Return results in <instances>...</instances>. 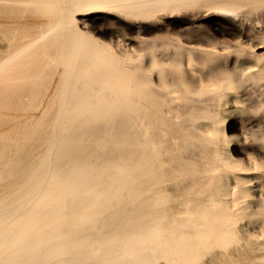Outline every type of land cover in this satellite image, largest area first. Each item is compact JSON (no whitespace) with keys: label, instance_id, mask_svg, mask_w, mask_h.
Here are the masks:
<instances>
[{"label":"bare ground","instance_id":"6f19581e","mask_svg":"<svg viewBox=\"0 0 264 264\" xmlns=\"http://www.w3.org/2000/svg\"><path fill=\"white\" fill-rule=\"evenodd\" d=\"M190 10L264 0H0V264H264V162L238 160L226 127L228 95L264 67L214 71L217 51L168 38L175 54L146 72L81 24ZM185 51L210 85L180 80Z\"/></svg>","mask_w":264,"mask_h":264},{"label":"rangeland","instance_id":"374dc122","mask_svg":"<svg viewBox=\"0 0 264 264\" xmlns=\"http://www.w3.org/2000/svg\"><path fill=\"white\" fill-rule=\"evenodd\" d=\"M251 13L242 16H217L205 15L203 11L190 10L172 17L159 15L145 21L116 13H98L85 17L81 24L82 30L89 37L99 40L100 42H98L101 45L107 46L105 48L114 50L120 59H129L125 61L126 63H123L128 64L129 68L133 67L141 53L146 55L142 62V67L146 72L152 69V56L160 60V64L166 67L169 56L176 52L173 45L165 43L169 38L186 47L217 51L221 55L212 61L210 66L214 71L221 69L227 74L242 71L255 74L262 66L264 67V62L252 56V53L264 56V33H262L264 32V10H256V15L254 11ZM148 43L156 44V46L145 48ZM237 47L245 48L249 53L242 54L236 51ZM232 48L234 51H232ZM184 57L180 70V74L184 75L180 80L184 83L186 80L195 90L201 89L203 83L204 86L210 85L209 68L206 65L192 61V54L187 51H185ZM262 75L263 77L260 80L240 86L228 95L230 102L228 104L229 112L226 127L232 138L236 139L231 148L234 151V156L245 165L264 162V70ZM130 76L137 77L136 74ZM161 80V77L153 74L152 87L154 86V88L160 90L158 91L160 97H157L159 100H166L169 94H166V89L163 86L165 83ZM167 83L171 84L172 80L167 81ZM203 85L202 87H204ZM162 92L166 94V98L163 97ZM253 139H255L254 142ZM153 264H169V262L160 257L154 258Z\"/></svg>","mask_w":264,"mask_h":264}]
</instances>
